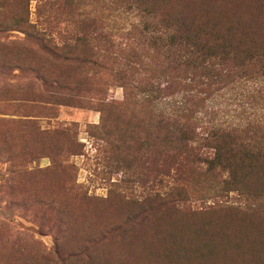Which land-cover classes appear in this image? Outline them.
<instances>
[{
    "label": "trees",
    "instance_id": "1",
    "mask_svg": "<svg viewBox=\"0 0 264 264\" xmlns=\"http://www.w3.org/2000/svg\"><path fill=\"white\" fill-rule=\"evenodd\" d=\"M30 1L15 0L10 23L23 35L16 67L30 75L21 90L41 86L50 104L113 112L124 159L149 158L159 176L143 202L177 214L234 194L264 207V35L216 28L192 1L33 0L32 19ZM107 86L121 89L119 104L104 97ZM91 254L69 259L92 264Z\"/></svg>",
    "mask_w": 264,
    "mask_h": 264
},
{
    "label": "rangeland",
    "instance_id": "2",
    "mask_svg": "<svg viewBox=\"0 0 264 264\" xmlns=\"http://www.w3.org/2000/svg\"><path fill=\"white\" fill-rule=\"evenodd\" d=\"M178 1L201 5L216 28L264 35V0ZM33 11L31 0L30 19ZM13 15L15 0H0V264H85L69 255L86 248L92 264H264V207L234 194L227 203L190 196L177 214L143 202L159 176L149 158L124 159L113 112L50 104L41 86L22 91L30 75L16 67L23 35ZM104 97L119 104L122 91L107 86Z\"/></svg>",
    "mask_w": 264,
    "mask_h": 264
}]
</instances>
